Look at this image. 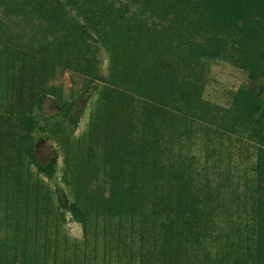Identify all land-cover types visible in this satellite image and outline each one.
Listing matches in <instances>:
<instances>
[{"label": "trees", "instance_id": "obj_1", "mask_svg": "<svg viewBox=\"0 0 264 264\" xmlns=\"http://www.w3.org/2000/svg\"><path fill=\"white\" fill-rule=\"evenodd\" d=\"M17 1L25 11L15 4V0H0L4 8H18V12L26 17L35 16L34 20L64 26L70 50L83 46L79 36H90L86 28L91 27L97 34V41L114 54L110 56L112 68L108 79L97 74L96 67L90 72L92 79L111 82L113 77L119 85L128 83L124 86L126 90L137 94L125 93L118 100L113 92L108 93L114 117L110 110L105 116L101 110L94 112L96 116L90 118L88 132L83 136L87 137L88 145L86 140L79 141L74 148L77 152L73 151L70 162L63 169V182L75 184V196L83 203L69 202L65 192L57 186V201L63 211L59 217L65 212L70 213L81 224L85 236L90 233L93 245L91 252L88 240L83 241L82 246L74 245V258L63 264H97L99 239L102 240L103 264L112 261L113 253L117 264L123 257H126L124 264H189L190 259L183 258L189 254L185 245L197 253L201 251V255L208 258L209 251L204 244L208 238H214L211 235L216 228L214 221L229 200L222 191L231 182L229 162L224 164L222 151L216 146L225 140L235 148L248 139L264 146V75L251 57L255 52L259 58H264V0H128L135 9L128 20H123V15L129 11L127 6L119 10L118 16L109 19L91 11L88 0H85L87 4L80 0H65L83 14L84 25L70 21L69 11L60 8L61 0ZM2 26L0 201L11 203L14 199L15 205L20 207V199L16 196L21 195L25 205L34 202L38 210L18 215L21 220L18 225L22 222L23 226H29L33 216L41 213L48 216L51 205L48 194L45 195L46 206L39 187L30 185L22 158L26 156L39 175L52 180L57 172L58 154L53 151L44 163L36 159L32 133L37 128H45L37 127V118L27 107L4 109V93L13 95L16 91L14 82H8L10 78L26 80L40 109L47 95L59 98V91L55 87L41 86L40 82L34 85L33 79L15 71L20 59L11 60L9 55L18 56V44L7 37L8 28ZM221 34L226 39L231 35L236 39L225 42ZM138 40H143L144 44L142 55L135 57V53L139 54L138 45L135 46ZM38 45L36 56L23 53L22 62H27L30 74L46 60L48 48L43 38L38 40ZM58 56L59 53L56 56L58 63L67 64ZM213 60L227 61L247 73L246 82L236 89L226 108L202 98L201 69L205 62ZM53 62L56 63L47 59L44 64ZM68 66L63 63L62 69ZM110 101L104 100V107ZM62 106L63 117L68 119L72 131L80 113L74 114L72 104ZM51 132L56 134L61 145H65L63 151L68 149L69 133L64 134L61 128L51 129ZM197 139L210 149V155H217L212 166L224 178L223 182L214 186L198 182L196 159L187 155L188 148ZM98 145L100 152L96 149ZM225 153L230 160V150ZM99 175L101 183L108 181L110 186L108 197L101 199L102 184L92 182ZM2 186L9 191H4ZM32 186H35L34 190L29 188ZM255 193L258 195L259 191L252 189L250 208L253 213L256 211ZM5 207L6 211L0 217V231L4 230L6 220L13 216L8 212L9 206L6 204ZM252 212L249 214L253 219ZM37 222L34 218L32 224ZM245 228L247 230V224ZM40 231L38 225L33 228L34 238L38 239L35 233ZM258 231L259 227L249 228L243 245L232 246L228 238H224L223 253L217 264H264V259H259L262 237ZM135 236L139 239L137 246ZM2 237L0 253L8 246L6 236ZM253 237H256L255 241ZM42 247L49 246L44 244ZM57 251L56 246L55 256ZM205 262L210 264L208 259Z\"/></svg>", "mask_w": 264, "mask_h": 264}, {"label": "rangeland", "instance_id": "obj_2", "mask_svg": "<svg viewBox=\"0 0 264 264\" xmlns=\"http://www.w3.org/2000/svg\"><path fill=\"white\" fill-rule=\"evenodd\" d=\"M15 1V4L19 5L21 8V3L17 0ZM80 1H82L83 4H87L85 0ZM113 1L114 0H88L89 5L87 4V6L97 15L99 13L100 17L109 19L114 18L119 10H123L126 6V8H129V11L123 15V20H128L127 17H131V15L135 13V9L131 6L130 1L117 0L115 3ZM60 2L63 7L60 8L69 11L70 21L81 23V25L85 24L83 14L75 10L73 5L65 3V0H61ZM21 9L25 11L23 8ZM13 10L8 7L4 8L3 4L0 2V26L3 25V28L6 26L8 28L6 31L8 32L7 37L18 44L16 51V55L18 56H14V53H10L9 55V59L11 60L17 57L20 59L18 64H16L17 66L15 65V71L19 74H23V77L25 76L28 79H33L31 81L34 85L40 82L39 85L41 86L55 87L57 91H59V98L53 95H47L41 103V108L38 109L35 104L36 102H34L33 91L29 89L31 87L29 83H26V80L19 78L20 80L18 81L15 77H12L8 82H14L16 91L13 95L4 93L5 103L3 106L4 109L5 107L13 109L15 107L24 106L31 110V113L37 118V127L42 126L45 128V130L37 128V130L32 133L35 157L38 161L44 163L53 155V151H56L58 154V165L56 175L50 180L39 175L36 168L29 164V159H27L26 156L22 158V161L26 163L25 166L29 173L30 185L35 184L37 188L39 187V193L42 191L41 193L44 196V201L47 198L45 195L48 194L51 208L48 216L45 213L33 216L38 220L35 225L32 224L34 220L32 217L29 226L26 224L23 226L22 222L21 225H18V222L21 221L18 215L22 214L23 216L26 211L27 213H32L35 209L38 210V208L34 207V202L25 205L21 199V195L16 196L17 199H20V207L15 205L17 201L14 199H12L11 203L8 202L10 205L7 202L0 201V217H2L6 211V204L9 206L8 212L13 214V216L11 215L9 219L6 220L4 230L0 231V239L3 240L4 237L2 236L5 235V241L8 243L7 249L0 253V264H63L64 262H70L74 258L72 252L74 245L82 246L83 241L88 240L90 252L93 247L90 233L85 236L81 224L74 220L70 213L65 212L63 217H59V214L63 213V211L59 208V203L57 201V186L65 192L69 202L77 201L79 204L83 203L81 198L78 199L77 196H75V184L71 182V185H69L63 182V169L70 162L73 151H76L74 149L75 145H77L79 141L86 140V144L88 145L87 137L84 138L83 136L88 132L90 118L93 115L94 117L96 116L94 112L97 111V113H99L101 110L103 113L102 116H105L108 110H110V115L113 113L114 109H112L111 101L108 99V93L113 92L112 95L117 96L118 100H121L122 94L125 93L131 96H137V94L136 91L129 92L127 91L128 89L126 90L125 87L128 83L125 84L124 87L123 85H119L116 80H112L113 77H111V82L92 79L90 72L95 67L97 69V74L108 79L112 68L110 56H114V54H110L112 51L107 50L97 41V34H95L91 27L86 28L90 36H79V38L81 37L83 46L76 47L75 51H73L69 49L68 38H66L64 26H59L47 20H34L33 18L35 16L31 17L27 15L26 17L18 12V8ZM76 32L80 33L78 30H76ZM220 36H224L223 39L225 38V42H232L236 39L234 35H231V37H229L230 39H226V36L222 34ZM41 38H43L48 48L46 60L52 59L53 61L55 60L56 63L44 64L46 61L44 60L43 63L40 62L41 65L38 66V71L35 70L30 74L28 73L29 68L26 65L27 62H22L25 57L23 53L35 55L39 46L38 40L40 41ZM1 42L2 40H0V43ZM7 42L8 39L4 43ZM142 44H144L143 40H138L135 44V46L138 45L139 48V51H137L139 54L135 53V57L142 55ZM58 53L59 59L61 57V61L63 62V60H65L67 64L65 62L63 63L66 66L69 65L67 68L62 69L63 63H58L56 61ZM251 57L258 64L259 71L264 75V58H259L255 52ZM205 64L206 65L201 69L203 73V82L199 80L200 83H203L202 98L219 107H228L229 101L236 89L246 82L247 73L224 60L207 61ZM106 88H108L110 92L106 90ZM8 90L10 89L8 88ZM104 100L110 101L105 107ZM63 104H72L73 110L76 111L74 114L80 113L77 126L72 131L68 119L63 117ZM114 115L115 114H112V118ZM55 128H61L63 132L65 131L64 134L69 133L68 147L66 146L68 148L66 149L67 153L66 150L63 151L65 145H61L59 139L57 140L58 137L55 138L56 134L51 132V129L55 130ZM110 130L113 132L111 125ZM106 136L109 137L108 135ZM109 138L114 140L111 137ZM202 143L203 141L200 139L193 141L190 148L187 150V155L188 158L194 156L196 159V168L199 172L197 176L199 179L198 182H202V185H205L203 183L205 182L214 186L218 182H223L224 178H221V176L217 174L218 170L214 168V165L212 166L213 160L217 155H210V149L206 148ZM216 148L218 151H222V156L225 159L224 164L229 162L230 165L231 182H229L226 189L222 191L226 199L229 198V200L228 202L226 201L227 205L224 210H221L222 212L217 214V219L214 221L216 228L211 231V235L214 238H208L204 244V247H207L209 251V257L207 258L203 256V254L201 255V251L197 253L191 247L185 245L184 248H186V251H189V254L184 255L183 258L190 259V262H188L189 264H206L205 261L207 259L210 261V264H217V261H219L223 253L224 244L222 240L224 238H228V242L232 246L236 243L243 245L246 243L244 241L246 231L251 227H259L260 231L258 232L261 233L262 237V249L259 259H264V146L260 147L254 141L248 139L245 141V144H237L235 148H232L223 140ZM96 149L98 152L101 151L99 145ZM227 150H230V160H228L225 155ZM101 177H103L102 174ZM99 178L100 175L98 178H95L97 180L93 178L94 180H92V182L102 184L103 195H101V199L104 198V196L108 197L110 186L107 183L108 181L103 184ZM81 180L82 179H79V181ZM2 187L4 191H9L5 186ZM29 188L34 190L35 186ZM252 189L259 191L258 195L257 193L254 194V205L256 207L254 213L250 208ZM46 204H48V200L45 201V205ZM39 209H42V207H39ZM250 212L254 214L253 219L249 214ZM246 224L248 226L247 230L245 228ZM37 225L41 229L40 232L35 233L38 239L34 238V234H32L33 228ZM17 235L18 237H16ZM135 237L137 246L139 239L137 236ZM253 240L255 241L256 237H253ZM44 244L49 247L43 248L42 245ZM101 245L102 240L99 239V244L97 245V264H103L104 262L102 254L103 247ZM56 246L58 247V251L55 256ZM184 248L181 247V249ZM64 251L67 252L65 253ZM111 259L112 261L109 264H117L114 253L111 255ZM122 259L120 264H124V259H126V257Z\"/></svg>", "mask_w": 264, "mask_h": 264}]
</instances>
